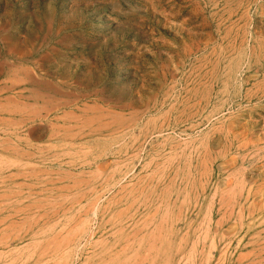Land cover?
<instances>
[{"label": "rangeland", "instance_id": "rangeland-1", "mask_svg": "<svg viewBox=\"0 0 264 264\" xmlns=\"http://www.w3.org/2000/svg\"><path fill=\"white\" fill-rule=\"evenodd\" d=\"M0 102V264H264V0H0Z\"/></svg>", "mask_w": 264, "mask_h": 264}, {"label": "bare ground", "instance_id": "bare-ground-1", "mask_svg": "<svg viewBox=\"0 0 264 264\" xmlns=\"http://www.w3.org/2000/svg\"><path fill=\"white\" fill-rule=\"evenodd\" d=\"M7 64V63H6ZM2 65V64H1ZM8 65V64H7ZM26 68V67H25ZM15 73V72H14ZM33 79V78H32ZM46 84V83H45ZM50 88V87H49ZM57 90V89H56ZM41 93V92H40ZM45 95H47V94H45ZM49 95V94H48ZM29 97V96H28ZM59 100V99H58ZM50 101V100H49ZM1 103V102H0ZM56 103V102H55ZM58 103H59V101H58ZM34 104V103H33ZM60 104V103H59ZM11 105V104H10ZM1 106V105H0ZM25 106V105H24ZM52 106V105H51ZM46 107V106H45ZM54 107H56V105L54 106ZM52 108V107H51ZM91 108V107H90ZM53 109V108H52ZM89 109V108H88ZM18 110V109H17ZM51 110V109H50ZM82 111H83V109H82ZM32 112V111H31ZM36 113V112H35ZM104 114V113H103ZM108 114V113H107ZM41 115V114H40ZM124 116V115H123ZM115 118V117H114ZM80 119V118H79ZM121 120V119H120ZM123 120V119H122ZM101 121V120H100ZM113 121V120H112ZM87 123V122H86ZM85 124V123H84ZM103 123H101V125H102ZM100 126V125H99ZM64 127H65V125H64ZM70 127V126H69ZM73 127V126H72ZM102 126H100V127H98V128H101ZM103 127H104V125H103ZM71 128V127H70ZM33 129V128H32ZM118 130H120V129H118ZM69 133V132H68ZM71 152V151H70ZM254 195V194H253Z\"/></svg>", "mask_w": 264, "mask_h": 264}]
</instances>
